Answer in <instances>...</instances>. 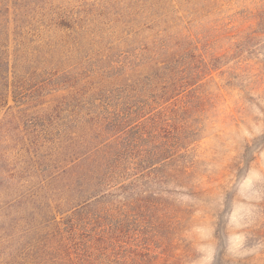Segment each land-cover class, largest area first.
Wrapping results in <instances>:
<instances>
[{
	"label": "rangeland",
	"instance_id": "374dc122",
	"mask_svg": "<svg viewBox=\"0 0 264 264\" xmlns=\"http://www.w3.org/2000/svg\"><path fill=\"white\" fill-rule=\"evenodd\" d=\"M1 43L38 52L0 106V264H77L81 207L86 264H264V0H0ZM155 74L204 135L118 181L119 91Z\"/></svg>",
	"mask_w": 264,
	"mask_h": 264
},
{
	"label": "trees",
	"instance_id": "16d2710c",
	"mask_svg": "<svg viewBox=\"0 0 264 264\" xmlns=\"http://www.w3.org/2000/svg\"><path fill=\"white\" fill-rule=\"evenodd\" d=\"M4 38L9 36L2 35ZM13 48L23 53L21 46ZM35 52L22 58L11 52L9 45L0 44V106L5 102L10 81L19 76L23 67H32L37 62ZM130 61L131 57H127L124 62L129 71L132 70ZM164 75H154V80H160L155 86L150 85L153 77L148 76L119 91L118 181L129 172L156 168L175 158L204 135L203 117L196 107L199 103L187 101L190 95L187 89L192 85ZM150 87L154 88L153 94ZM85 210L84 207L75 210L63 223L66 230L62 239L71 246L77 264L87 262L82 250L86 245Z\"/></svg>",
	"mask_w": 264,
	"mask_h": 264
}]
</instances>
